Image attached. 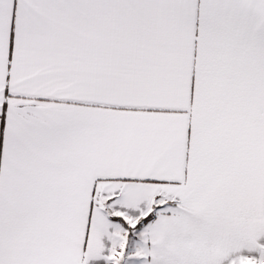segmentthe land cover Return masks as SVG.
<instances>
[{
	"label": "snow or ice",
	"instance_id": "6c2138e0",
	"mask_svg": "<svg viewBox=\"0 0 264 264\" xmlns=\"http://www.w3.org/2000/svg\"><path fill=\"white\" fill-rule=\"evenodd\" d=\"M0 264H264V0H0Z\"/></svg>",
	"mask_w": 264,
	"mask_h": 264
}]
</instances>
